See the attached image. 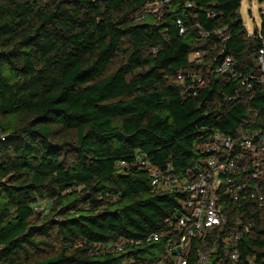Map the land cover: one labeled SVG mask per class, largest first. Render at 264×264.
<instances>
[{
    "label": "trees",
    "instance_id": "16d2710c",
    "mask_svg": "<svg viewBox=\"0 0 264 264\" xmlns=\"http://www.w3.org/2000/svg\"><path fill=\"white\" fill-rule=\"evenodd\" d=\"M155 1L0 0V264H156L164 239L95 251L164 232L186 199L153 191L132 163L183 176L216 132L264 134V84L236 95L238 76L214 72L225 56L238 74L257 68L263 38L249 35L242 0H171L138 19ZM199 50L204 62H190ZM181 70L204 76L195 95ZM252 210L238 258L220 237L211 264H264V203Z\"/></svg>",
    "mask_w": 264,
    "mask_h": 264
},
{
    "label": "built area",
    "instance_id": "2783aa9c",
    "mask_svg": "<svg viewBox=\"0 0 264 264\" xmlns=\"http://www.w3.org/2000/svg\"><path fill=\"white\" fill-rule=\"evenodd\" d=\"M170 1L146 3L138 19H143L145 13L161 16ZM184 5L190 7L191 3ZM176 23L179 33H184L186 28L182 20L178 18ZM212 32L222 41L229 38L221 29ZM209 34L199 29L201 37ZM205 57L206 52L199 50L191 52L188 59L202 64ZM257 62L255 72L238 74L233 70V57L225 56L215 64L214 72L238 76L240 85L235 87L234 94L250 92L255 84H264V47L257 51ZM177 78L187 79L189 95H195L205 83L204 76L193 71L181 70ZM197 148L201 157L183 176L174 174L170 167L165 172L160 171L145 159L132 163L149 173L153 191H182L186 199L174 213L165 217L164 232H151L142 239H118L107 245L95 244L96 252L104 248L123 251L128 244L139 245L164 239L163 258L156 264H166L164 259L168 264H211L217 240L222 237V248L232 250V259L238 258L236 248L242 233L250 228L252 208L261 207L264 203V134L257 129L248 134L235 135L216 132L212 139ZM119 165L128 166L125 161L119 162ZM208 235H213L215 239L208 242ZM194 242H199V246L193 248ZM207 242L209 245L203 248L202 245ZM248 261L252 263L251 259Z\"/></svg>",
    "mask_w": 264,
    "mask_h": 264
},
{
    "label": "rangeland",
    "instance_id": "374dc122",
    "mask_svg": "<svg viewBox=\"0 0 264 264\" xmlns=\"http://www.w3.org/2000/svg\"><path fill=\"white\" fill-rule=\"evenodd\" d=\"M240 15L251 35L253 32L260 34L264 43V0H242L240 4ZM116 66L112 64L111 68ZM36 212L46 214L49 211L48 204H41L34 208Z\"/></svg>",
    "mask_w": 264,
    "mask_h": 264
}]
</instances>
